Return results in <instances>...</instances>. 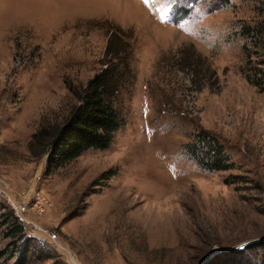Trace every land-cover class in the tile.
Segmentation results:
<instances>
[{
  "label": "rangeland",
  "instance_id": "obj_1",
  "mask_svg": "<svg viewBox=\"0 0 264 264\" xmlns=\"http://www.w3.org/2000/svg\"><path fill=\"white\" fill-rule=\"evenodd\" d=\"M262 8L264 0H0V211L49 256L33 264H200L264 236V92L246 78L264 46L243 35L264 20ZM112 32L127 49L122 124L105 149L46 172L29 138L60 124L76 104L69 88L114 61L105 52ZM202 130L232 167L209 171L189 157L185 145ZM9 241L0 236V249ZM219 254L206 264L228 260Z\"/></svg>",
  "mask_w": 264,
  "mask_h": 264
},
{
  "label": "trees",
  "instance_id": "obj_2",
  "mask_svg": "<svg viewBox=\"0 0 264 264\" xmlns=\"http://www.w3.org/2000/svg\"><path fill=\"white\" fill-rule=\"evenodd\" d=\"M262 11L264 13V8ZM263 33L264 20L256 22L253 26L245 25L243 29V35L260 49L264 46ZM110 37L105 52L114 61H106L109 64L89 78L83 87L69 88L76 104L70 107L60 124L40 125L29 138L27 147L32 156L46 154V172L63 166L86 150L105 149L114 131L122 124L118 93L123 83L122 75L129 71L125 57L127 49L126 44L115 37V32H112ZM249 49L245 51L251 63ZM255 64L257 66L253 68L254 72L247 73L246 78L264 92V69L258 68L259 64L264 65V60ZM185 149L189 157L201 168L215 171L232 167L223 147L212 140L204 130L193 135ZM0 236L10 240L9 247L7 245L0 249V258L4 255L0 264H7L9 260V264H33L36 259L49 258L42 257L33 244H30L29 239L25 238L22 225L10 210L0 211ZM19 241L22 243L16 245ZM257 249L262 252L259 253ZM241 250H247L250 254L242 256L244 253ZM241 250L220 253V257H227L228 260L225 258L219 264H264V246L261 243L250 244Z\"/></svg>",
  "mask_w": 264,
  "mask_h": 264
},
{
  "label": "water",
  "instance_id": "obj_3",
  "mask_svg": "<svg viewBox=\"0 0 264 264\" xmlns=\"http://www.w3.org/2000/svg\"><path fill=\"white\" fill-rule=\"evenodd\" d=\"M264 241V236L247 241L243 244H241L238 248H218V249H214V251L212 253H210L208 256H206V258L200 263V264H206L210 259H212L215 255L222 253V252H234L237 251L239 249H242L244 246L248 245V244H252V243H258V242H263Z\"/></svg>",
  "mask_w": 264,
  "mask_h": 264
},
{
  "label": "built area",
  "instance_id": "obj_4",
  "mask_svg": "<svg viewBox=\"0 0 264 264\" xmlns=\"http://www.w3.org/2000/svg\"><path fill=\"white\" fill-rule=\"evenodd\" d=\"M42 203H44L43 202V200H38L37 202H36V204H34V207L36 208V210H43L41 207L43 206L42 205ZM46 204H47V202H46ZM42 205V206H41Z\"/></svg>",
  "mask_w": 264,
  "mask_h": 264
},
{
  "label": "snow or ice",
  "instance_id": "obj_5",
  "mask_svg": "<svg viewBox=\"0 0 264 264\" xmlns=\"http://www.w3.org/2000/svg\"><path fill=\"white\" fill-rule=\"evenodd\" d=\"M144 3H148V0H144ZM161 19H163V17H161Z\"/></svg>",
  "mask_w": 264,
  "mask_h": 264
}]
</instances>
